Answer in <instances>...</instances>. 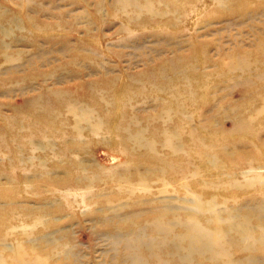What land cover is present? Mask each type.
<instances>
[{
  "label": "rangeland",
  "instance_id": "1",
  "mask_svg": "<svg viewBox=\"0 0 264 264\" xmlns=\"http://www.w3.org/2000/svg\"><path fill=\"white\" fill-rule=\"evenodd\" d=\"M0 39V264H264V0H0Z\"/></svg>",
  "mask_w": 264,
  "mask_h": 264
},
{
  "label": "bare ground",
  "instance_id": "2",
  "mask_svg": "<svg viewBox=\"0 0 264 264\" xmlns=\"http://www.w3.org/2000/svg\"><path fill=\"white\" fill-rule=\"evenodd\" d=\"M0 43L2 44V40L0 39ZM238 57L239 56H235V55H229V56H227V57H225V58H221V59H219V60H217V62H219V65H222L223 67H227V69L228 70H230V68H229V66H230V64H231V60H233V61H236L237 59H238ZM175 58H176V60L177 61H182L184 58L182 57V55L181 54H178V55H176L175 56ZM232 58V59H231ZM229 59H231L230 61H229ZM244 60V57H241L240 59H238L237 60V62H235V63H238V62H240V61H243ZM174 61H171V64L173 63ZM209 62H211V60L210 59H204V61L202 62V65H204V64H208ZM213 62H215V61H213ZM218 64V63H217ZM173 65V64H172ZM172 65H170V67H168V70H175L176 68L175 67H172ZM161 66V65H160ZM174 66V65H173ZM165 71V66L164 65H162V67H159V75H161L162 74V71ZM229 72V71H228ZM149 73V74H148ZM147 73V75L148 76H150V78H149V80L148 81H150V79H152V80H157V79H159V77L157 76H155L153 73V71H149ZM127 79H128V81H132V80H134L133 79V76H130V75H128L127 76ZM117 82V79H110V78H101V80H96V81H92V82H87V83H84L83 85H82V83H80L79 84V87H81V88H83V90L85 91V94H84V96H83V98H81V100H79L78 98H73V96L74 95H72V94H70V93H65V95H66V97H68V99H69V101H67V102H70V100H73V101H75V102H77V104H79V106L80 105H91V103L92 104H96L97 105V102H96V99H97V93H99V91H98V88L99 87H103L102 89L101 88H99V89H101L100 91H102V90H104L105 88H107L108 86H110L111 84H114V83H116ZM129 84H130V82H128L127 83V85L125 86V87H123V91H122V93H124V94H128L129 92H131L130 91V87H129ZM71 90V89H70ZM83 90H82V92H83ZM264 90V87L262 88V90L261 91H263ZM81 92V93H82ZM58 94H60V92H55V93H52V96H46V94H42V93H40L39 95H35V96H31L30 97V99H28L30 102H26V104L25 105H27V106H32V105H34L35 106V108H37V109H41V110H43V111H45V112H48V113H52V112H55V111H57L56 109L57 108H62V107H59L62 103H60V102H55V100L53 99V97H55V96H57ZM80 95V94H79ZM248 96H249V94H247ZM263 95H264V92H263ZM61 96V95H60ZM261 98H263V96L261 97ZM248 104V100L247 101H245L244 102V104L243 105H247ZM64 105H66V104H64ZM63 105V106H64ZM249 107H251V106H246V107H243L242 109L241 108H234L233 110H235V113L237 114V115H239V114H242L243 116L246 114L247 115V118L249 117V114H252V112L254 111V106H252V109H253V111H251L250 109H248ZM37 109L35 110V111H33L32 113H34V112H36L37 111ZM31 110H32V107L28 110V112L30 113L31 112ZM256 112H258V110L256 111ZM21 113V112H20ZM83 114V113H82ZM32 115V114H31ZM37 118V117H36ZM44 117H39V119L40 120H42ZM158 118V116L157 115H154V116H147V117H143L142 118V121H145V122H147V123H149V121H152V120H155V119H157ZM241 119L242 118H240V117H237L236 118V121L237 122H241ZM36 120V119H35ZM245 120H248V119H245ZM36 121H38V120H36ZM44 121H46L47 123H50V120L48 119V118H45L44 119ZM87 121V120H86ZM119 122H121V121H119ZM243 122H244V120H243ZM113 125V127H114V130L118 127V125H117V127H116V123H113L112 124ZM130 125V124H129ZM81 132V130H79L78 129V133H80ZM137 135V134H136ZM130 138H133V136H130V137H123V139H125L123 142H122V145L123 146H127V143H126V139H127V141H128V139H130ZM262 145H264V143L262 144ZM138 176H140L139 174H137ZM196 177V176H195ZM256 227H258V226H253V225H250V224H246V226L244 227L243 225H242V229H240V228H236V227H234V228H230L229 230H228V232H230V231H233V230H236V232H241V233H245L246 232V234L247 233H250V232H252ZM216 230V232L218 233V234H223L224 233V230H222V229H220V230H218L217 228L215 229Z\"/></svg>",
  "mask_w": 264,
  "mask_h": 264
}]
</instances>
